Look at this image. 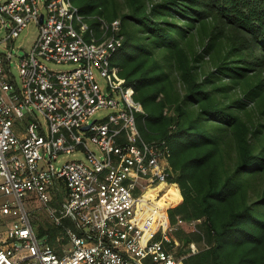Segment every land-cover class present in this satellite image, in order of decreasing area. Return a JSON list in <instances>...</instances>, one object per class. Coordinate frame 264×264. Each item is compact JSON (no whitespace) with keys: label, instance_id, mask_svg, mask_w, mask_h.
<instances>
[{"label":"built area","instance_id":"2783aa9c","mask_svg":"<svg viewBox=\"0 0 264 264\" xmlns=\"http://www.w3.org/2000/svg\"><path fill=\"white\" fill-rule=\"evenodd\" d=\"M30 22L39 33L15 75L8 43ZM0 29V264H184L198 250L174 239L185 221L168 215L181 201L168 143L142 135L145 110L114 73L120 19L72 0H0ZM101 107L112 111L90 120ZM75 151L85 160L59 164ZM25 198L59 227L56 246L38 237Z\"/></svg>","mask_w":264,"mask_h":264},{"label":"trees","instance_id":"16d2710c","mask_svg":"<svg viewBox=\"0 0 264 264\" xmlns=\"http://www.w3.org/2000/svg\"><path fill=\"white\" fill-rule=\"evenodd\" d=\"M72 1L120 19L115 76L145 110L142 135L168 143L176 236L204 242L184 264H264V0ZM33 224L56 246L58 226Z\"/></svg>","mask_w":264,"mask_h":264},{"label":"rangeland","instance_id":"374dc122","mask_svg":"<svg viewBox=\"0 0 264 264\" xmlns=\"http://www.w3.org/2000/svg\"><path fill=\"white\" fill-rule=\"evenodd\" d=\"M147 4L150 3V1L152 0H145ZM153 1H159V0H153ZM39 33V28L38 25L35 22H30L28 23L22 30L19 31L18 35L8 44L12 45L13 50H12V58H11V69L12 72L17 75V63H18V57L21 56L22 54H24V52H30L31 49L33 48V45L37 39ZM5 35L4 30L0 29V51H6L7 48L9 46L6 45V42L3 40V37ZM204 61H208V58L205 57ZM51 67L58 69V70H65L71 67V65L68 64H56V65H51ZM100 86L101 88H104L105 84H106V80L104 78H101L99 80ZM177 85L179 86L180 84L177 83ZM234 94H236L237 96H239V92H237L236 90L234 91ZM119 100H121L120 97H118ZM253 103H249L247 105V109L250 112H253ZM112 111L111 108L109 107H101L99 109H97L93 115L90 117V120L93 119H101L103 117H105L107 114H109ZM39 118L42 120L41 115H39ZM88 147L92 150H95V145L91 142L88 143ZM85 160V156H84V152L82 151H75L73 153H68L66 155H63L60 157V162L59 164L65 162V161H71V160ZM24 206L25 209L30 211V216L32 218L33 221H38L40 223H43L46 225L47 222H49V217L48 214L45 210V208L43 207L42 203L38 200H28V199H24ZM1 220V219H0ZM5 221H0V231L5 227ZM10 223V222H9ZM177 232V231H176ZM176 232L174 234V239L178 242H182L178 236H176ZM188 246V250H199L204 246V242L203 241H195V240H191L189 241L187 244ZM183 246V245H182ZM180 245V247H178L179 249H185L187 248V246L182 247Z\"/></svg>","mask_w":264,"mask_h":264},{"label":"water","instance_id":"95a60500","mask_svg":"<svg viewBox=\"0 0 264 264\" xmlns=\"http://www.w3.org/2000/svg\"><path fill=\"white\" fill-rule=\"evenodd\" d=\"M86 127H87V125L83 126V128H86Z\"/></svg>","mask_w":264,"mask_h":264}]
</instances>
